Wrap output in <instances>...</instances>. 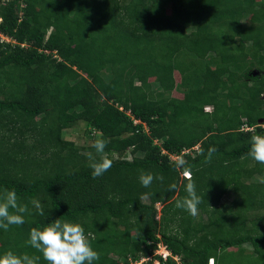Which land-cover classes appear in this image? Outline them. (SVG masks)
<instances>
[{
    "label": "trees",
    "instance_id": "16d2710c",
    "mask_svg": "<svg viewBox=\"0 0 264 264\" xmlns=\"http://www.w3.org/2000/svg\"><path fill=\"white\" fill-rule=\"evenodd\" d=\"M0 34V191L29 209L0 228V256L48 264L26 241L62 218L91 233L93 264H264V164L248 155L264 135V0H0ZM81 122L90 145L66 139ZM98 138L113 165L93 179ZM169 154L192 168L195 217L176 208L188 180ZM142 170L164 179L145 188Z\"/></svg>",
    "mask_w": 264,
    "mask_h": 264
},
{
    "label": "clouds",
    "instance_id": "9594fccd",
    "mask_svg": "<svg viewBox=\"0 0 264 264\" xmlns=\"http://www.w3.org/2000/svg\"><path fill=\"white\" fill-rule=\"evenodd\" d=\"M0 38L6 42H10V39L2 34H0ZM207 108L209 111H206ZM210 108L212 107H206L205 111L211 112L212 109ZM107 143L108 141L99 138L94 141L93 147L99 159L91 153L88 154V159L90 161L89 167L92 169L93 179L103 176L113 165L110 154L105 151ZM198 150L199 146H196L191 151ZM191 151L184 150L183 154ZM217 151L215 147H209L205 163H210L213 154ZM162 154L168 153L162 150ZM248 155L258 163L264 164V135H251ZM169 159L172 162L178 163L180 161V156L169 154ZM177 167L178 170L182 169L181 179H187L188 183L185 185V192L187 195L177 201L176 208L183 209L191 216L195 217L198 214V206L202 201L201 197L197 194L196 184L192 179V168L191 166H185L183 160L180 161ZM163 179V176H154L152 173L144 172L143 170L139 175V182L145 188L150 187L154 180L163 181ZM176 187V184H172L169 186V190H175ZM19 201L20 198L15 189L9 190L5 188L3 191H0V228L4 231H8L11 225L20 226L25 223V214L29 213V209L26 204H21ZM31 203L40 215H44V210L38 201L33 200ZM90 235L91 233L87 234V236ZM87 236L85 234V229L80 223L65 221L59 218L47 224L42 230L35 227L32 228L30 230V238L26 241V244L42 253L44 260L47 261L48 264H85V262H87V264H93L94 261L100 259V254L92 249ZM161 248H165L171 254L168 258L172 257L175 261H177L175 259L177 258V262H179V258L172 256V253L166 246L160 244L159 249ZM158 251L159 250L156 251V254L160 255ZM140 256L141 259L137 261V264H143L145 257L143 253H141ZM160 256L162 257V255ZM39 260V256H30L27 253L18 255L12 250H8L0 256V264H38ZM212 261L213 264H215L214 259H211L209 264ZM155 262L159 264L158 261Z\"/></svg>",
    "mask_w": 264,
    "mask_h": 264
},
{
    "label": "rangeland",
    "instance_id": "374dc122",
    "mask_svg": "<svg viewBox=\"0 0 264 264\" xmlns=\"http://www.w3.org/2000/svg\"><path fill=\"white\" fill-rule=\"evenodd\" d=\"M254 75H258L257 72L254 73ZM155 79H151V81H154ZM176 82H180V75L177 73L176 74V78H175ZM173 96L176 97V98H182V95L178 92V91H174L173 92ZM263 98H264V94H263ZM213 110V108H210ZM206 110V109H205ZM206 111H209V109L207 108ZM86 128V126L84 125V123H78L77 126L71 128V129H67L66 130V139L68 140H71V141H74L76 144L78 145H90L91 144V140H89L83 133V130ZM230 200H232L231 197H226L224 198V202L227 201L229 202ZM157 209H158V212L160 213L161 209H162V205L158 204L157 205ZM160 216V214H159ZM250 248V247H249ZM158 252H161L162 251V248L159 249L158 248ZM236 251V249H233ZM153 264H158L156 262H154Z\"/></svg>",
    "mask_w": 264,
    "mask_h": 264
},
{
    "label": "built area",
    "instance_id": "2783aa9c",
    "mask_svg": "<svg viewBox=\"0 0 264 264\" xmlns=\"http://www.w3.org/2000/svg\"><path fill=\"white\" fill-rule=\"evenodd\" d=\"M160 255H162V257L165 261L168 259L169 256H171V254L165 248L162 249V251L160 252ZM175 259L178 261L177 258H175ZM135 264H137V263H135ZM210 264H213V261Z\"/></svg>",
    "mask_w": 264,
    "mask_h": 264
}]
</instances>
